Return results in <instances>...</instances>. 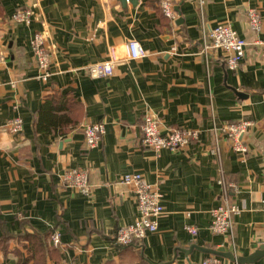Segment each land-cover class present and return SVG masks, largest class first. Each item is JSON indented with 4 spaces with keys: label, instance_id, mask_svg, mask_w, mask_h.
Instances as JSON below:
<instances>
[{
    "label": "crops",
    "instance_id": "crops-1",
    "mask_svg": "<svg viewBox=\"0 0 264 264\" xmlns=\"http://www.w3.org/2000/svg\"><path fill=\"white\" fill-rule=\"evenodd\" d=\"M163 1L0 0V229L14 235L6 251L0 248V264L25 262L29 243L22 237L49 230L61 233L60 264H202L208 257L220 264H264V255L236 260L264 246V0H171L174 22L161 14ZM19 9L35 12L31 25L12 21ZM251 9L262 17L258 33L249 25ZM219 24L247 42L237 70L224 66L223 52H202L210 28ZM44 29L56 47L48 82L38 78L31 49L33 35ZM131 40L146 57L127 59ZM112 48L120 59L114 74L91 77L87 67L110 60ZM70 91L85 109L78 127L60 136L48 131L59 132L48 117L47 130L38 132L35 120L46 98ZM147 114L162 133L196 129L200 138L157 154L141 143ZM17 116L24 129L14 135L7 123ZM248 120L246 153L233 150L221 134L220 151L213 153L215 125ZM88 124L106 128L100 146L89 150ZM72 169L88 174L89 196L64 185ZM127 173L159 186L164 212L157 232L138 246L118 248L115 231L139 219L134 187L121 181ZM222 179L229 205L241 211L230 235L210 229L211 211L224 205Z\"/></svg>",
    "mask_w": 264,
    "mask_h": 264
},
{
    "label": "built area",
    "instance_id": "built-area-1",
    "mask_svg": "<svg viewBox=\"0 0 264 264\" xmlns=\"http://www.w3.org/2000/svg\"><path fill=\"white\" fill-rule=\"evenodd\" d=\"M162 9L167 18L173 22L177 20L176 13L173 9L171 0H164L162 2ZM249 25L256 33L260 32L263 27L262 17L256 9L248 11ZM37 15L31 9H19L12 16V21L17 24L31 25L32 19ZM45 29L36 32L33 35L31 42V49L36 58L38 68V78L44 82H48L52 77L51 63L52 55L54 54L55 46L50 43V36ZM2 30L0 29V34ZM210 44H205L202 52L209 56L210 50H219L227 57L223 60V64L227 69L237 70L246 55L247 42L244 40L235 29L229 24H219L209 30ZM110 60L104 63H98L87 67V73L94 78H105L112 76L114 69L120 61L116 48L110 50ZM125 55L128 60H139L146 57L147 52L135 40L127 42L125 45ZM4 54L0 51V63L4 61ZM253 122L240 121L238 123H230L218 128L214 127L217 145L213 148V153H219L218 134H221L228 140L238 153H246L247 149L244 146V136L248 134ZM8 130L18 135L23 131V120L21 117L11 119L7 123ZM106 132L103 124H88L84 128L86 148L94 149L100 146L101 139ZM141 143L157 154L162 150L178 151L189 147L200 138V131L190 129H169L168 132L162 133L160 125L152 115H145L141 123ZM122 184L133 186L134 194L136 196L137 210L139 219L132 224L123 226L117 229L115 235L116 244L127 247L134 241H142L149 233L157 232L159 220L163 215V196L160 192L159 186L148 183L145 178L139 173H127L122 178ZM63 183L66 187H73L80 193L89 196L92 190L90 179L85 171L79 169H72L66 172L63 176ZM219 183L223 187L225 193L224 205L212 210L213 221L210 225L211 231L215 234L230 235L233 233V216L239 214L238 207L229 205V196L227 193V183L225 180H220ZM186 229L193 236L198 235V230L194 227L187 226ZM52 244L56 247L61 244V233L56 231L51 237ZM202 264H220L218 258L208 257Z\"/></svg>",
    "mask_w": 264,
    "mask_h": 264
},
{
    "label": "trees",
    "instance_id": "trees-1",
    "mask_svg": "<svg viewBox=\"0 0 264 264\" xmlns=\"http://www.w3.org/2000/svg\"><path fill=\"white\" fill-rule=\"evenodd\" d=\"M161 14L164 18L172 21L170 18H167L163 12L161 7ZM51 120L52 126L59 128V132L55 130H48L51 133L59 134L60 136H66L72 128L78 127L83 118L85 117V109L83 105L77 100L75 94L70 91L68 93L54 94L52 96H48L45 100V103L39 109V116L36 118V127L38 128V132L46 131L47 128L44 127L45 122H49ZM0 224L2 222L0 221ZM0 238V248L6 251L9 247V244L12 239H14V235L10 234L8 228H1ZM117 231V230H116ZM115 231V232H116ZM56 232V230H49L45 234H26L22 238L28 241L29 245H26L25 248L29 252V257L25 262L21 264H29L31 261L32 264H48V259L57 260L55 263L60 264L59 255L60 251L58 250V246L52 244L51 237ZM117 232L115 233V235ZM140 241L136 240L131 245L127 246H138ZM113 243L118 248H127L116 244L115 239Z\"/></svg>",
    "mask_w": 264,
    "mask_h": 264
},
{
    "label": "water",
    "instance_id": "water-1",
    "mask_svg": "<svg viewBox=\"0 0 264 264\" xmlns=\"http://www.w3.org/2000/svg\"><path fill=\"white\" fill-rule=\"evenodd\" d=\"M119 2L121 1L124 5H126L129 1L131 2V3H133L135 6L138 4V0H118ZM180 21L181 20H178V24H180ZM262 255H264V246H262L261 248H260V250H258L257 252H255L253 255H252V257H249V258H246V259H241V258H239V259H236L238 262H240V263H245V262H251L252 260H254V259H257L258 257H260V256H262ZM229 258H231L232 260H233V258H232V256L231 255H229L228 256Z\"/></svg>",
    "mask_w": 264,
    "mask_h": 264
}]
</instances>
